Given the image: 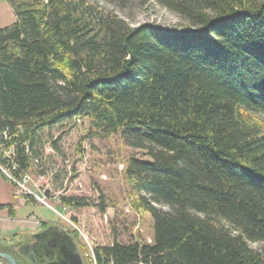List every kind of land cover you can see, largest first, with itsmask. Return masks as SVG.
Instances as JSON below:
<instances>
[{
    "label": "trees",
    "instance_id": "obj_1",
    "mask_svg": "<svg viewBox=\"0 0 264 264\" xmlns=\"http://www.w3.org/2000/svg\"><path fill=\"white\" fill-rule=\"evenodd\" d=\"M8 1L0 144L15 146L19 169L2 152L0 164L29 169L43 134L76 119L89 120L88 138L120 134L152 158L124 165L132 208L152 217L151 243L115 237L88 264H264V248L249 245L264 243V0H141L181 28L132 27L94 0ZM13 205L0 209L13 216Z\"/></svg>",
    "mask_w": 264,
    "mask_h": 264
},
{
    "label": "rangeland",
    "instance_id": "obj_2",
    "mask_svg": "<svg viewBox=\"0 0 264 264\" xmlns=\"http://www.w3.org/2000/svg\"><path fill=\"white\" fill-rule=\"evenodd\" d=\"M94 1L114 11L132 27L155 23L181 28L187 23L155 1L147 4H142L141 0ZM15 21L16 15L9 1L0 0V27ZM90 128L89 120L76 119L46 131L42 137L43 158H38L29 169L16 175L0 164L1 172L8 178L0 173V205L13 203L16 214L10 216L8 208L0 209L2 231L14 232L19 221L29 217L61 219L82 240L87 262L93 256L95 246L111 244L115 237L122 242L141 238L151 243L152 217L132 208V186L125 176L124 165L131 155L145 161H152V158L145 155V150L127 145L120 134L104 135L98 131V136L88 138ZM14 151L15 146L7 148L0 144V152L15 170L19 167ZM65 195L92 197L98 204L105 201L109 207L105 212L97 207H65L60 201ZM156 205L169 209L167 205ZM112 220L115 233L112 232ZM249 245L257 250L264 248L263 242L249 241ZM93 264H97L96 261Z\"/></svg>",
    "mask_w": 264,
    "mask_h": 264
},
{
    "label": "flooded vegetation",
    "instance_id": "obj_3",
    "mask_svg": "<svg viewBox=\"0 0 264 264\" xmlns=\"http://www.w3.org/2000/svg\"><path fill=\"white\" fill-rule=\"evenodd\" d=\"M0 264L88 262L82 240L61 219L37 220L29 217L20 220L12 233L0 229Z\"/></svg>",
    "mask_w": 264,
    "mask_h": 264
},
{
    "label": "built area",
    "instance_id": "obj_4",
    "mask_svg": "<svg viewBox=\"0 0 264 264\" xmlns=\"http://www.w3.org/2000/svg\"><path fill=\"white\" fill-rule=\"evenodd\" d=\"M67 220H69L70 221V219L69 218H67ZM93 255V254H92ZM93 257V256H92Z\"/></svg>",
    "mask_w": 264,
    "mask_h": 264
}]
</instances>
